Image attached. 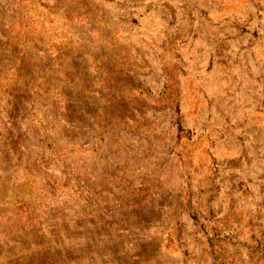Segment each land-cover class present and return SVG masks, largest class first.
Segmentation results:
<instances>
[{
	"label": "rangeland",
	"instance_id": "1",
	"mask_svg": "<svg viewBox=\"0 0 264 264\" xmlns=\"http://www.w3.org/2000/svg\"><path fill=\"white\" fill-rule=\"evenodd\" d=\"M0 264H264V0H0Z\"/></svg>",
	"mask_w": 264,
	"mask_h": 264
},
{
	"label": "trees",
	"instance_id": "2",
	"mask_svg": "<svg viewBox=\"0 0 264 264\" xmlns=\"http://www.w3.org/2000/svg\"><path fill=\"white\" fill-rule=\"evenodd\" d=\"M4 45L8 46L9 45V41L7 42H4ZM16 45H13V46H10L8 49H10L11 51V55H13L15 52H17V50L14 48ZM26 51H28V54H29V50L25 47H23Z\"/></svg>",
	"mask_w": 264,
	"mask_h": 264
}]
</instances>
